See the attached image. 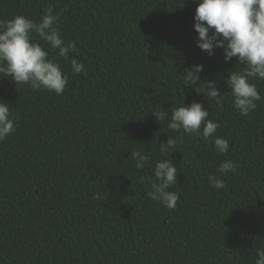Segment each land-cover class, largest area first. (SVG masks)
<instances>
[{"label": "trees", "instance_id": "obj_1", "mask_svg": "<svg viewBox=\"0 0 264 264\" xmlns=\"http://www.w3.org/2000/svg\"><path fill=\"white\" fill-rule=\"evenodd\" d=\"M48 6L76 48L61 59L39 41L69 77L61 95L0 76L15 122L0 141V264H254L264 247V81H253L257 108L239 115L226 78L242 66L196 46L192 0H0V20H39ZM72 59L82 73L72 75ZM194 64L201 80H217L222 107L185 87ZM192 102L220 125L227 153L213 138L167 128L171 112ZM154 111L169 118L157 122ZM168 136L179 139L162 156ZM134 149L150 158L141 171ZM160 159L178 170L174 210L140 179ZM225 160L238 170L216 190L207 178Z\"/></svg>", "mask_w": 264, "mask_h": 264}, {"label": "clouds", "instance_id": "obj_2", "mask_svg": "<svg viewBox=\"0 0 264 264\" xmlns=\"http://www.w3.org/2000/svg\"><path fill=\"white\" fill-rule=\"evenodd\" d=\"M196 4L193 16V28L197 34L196 46L207 55L214 50L222 49L225 63L236 60L240 70H232L226 78L232 93V106L241 116H248L257 108V101L262 99L257 84L253 81H264V0H192ZM61 12H54L53 7L45 8L39 20L24 15H16L10 20H0V76L11 80L14 84L30 87L34 92L46 90L61 95L67 86L68 75L64 73L56 59H49L39 41L56 51L61 59H68L75 51L73 41L67 43L61 37L57 27ZM34 37L38 39H34ZM72 75L84 71V64L72 59L70 62ZM183 82L185 87L198 85L200 92L209 100L222 107L223 95L218 91L216 79H200L202 64H194L185 68ZM199 82V83H198ZM152 115L157 122L169 118L166 111H154ZM220 125L209 119V111L199 102H192L177 107L170 114L167 128L173 132H183L202 136L207 140L213 138L216 150L227 153L229 142L216 136ZM15 132V122L7 102L0 100V141H4ZM178 137L168 136L166 142L160 144L162 156H169L176 147ZM134 166L138 171L150 163L149 156L140 151L130 153ZM238 170L237 163L223 161L217 168L219 175H209L208 182L216 190L223 189L227 177ZM177 168L171 159H160L155 162L153 176L140 177L147 179L149 191L147 196L167 209L174 210L180 199L170 189L177 183ZM98 199H102L97 194ZM254 264H264V247L256 249Z\"/></svg>", "mask_w": 264, "mask_h": 264}]
</instances>
